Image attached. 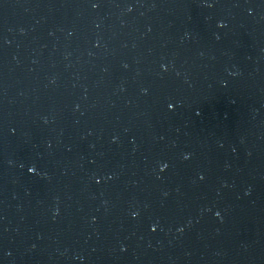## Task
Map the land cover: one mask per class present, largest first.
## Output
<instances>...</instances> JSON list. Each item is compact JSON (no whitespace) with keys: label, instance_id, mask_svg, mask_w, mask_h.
Listing matches in <instances>:
<instances>
[{"label":"water","instance_id":"water-1","mask_svg":"<svg viewBox=\"0 0 264 264\" xmlns=\"http://www.w3.org/2000/svg\"><path fill=\"white\" fill-rule=\"evenodd\" d=\"M0 264H264V0H0Z\"/></svg>","mask_w":264,"mask_h":264},{"label":"clouds","instance_id":"clouds-1","mask_svg":"<svg viewBox=\"0 0 264 264\" xmlns=\"http://www.w3.org/2000/svg\"><path fill=\"white\" fill-rule=\"evenodd\" d=\"M169 107L171 108V107H172V105H169ZM29 171H32V169H29ZM217 215H219V213H217Z\"/></svg>","mask_w":264,"mask_h":264}]
</instances>
